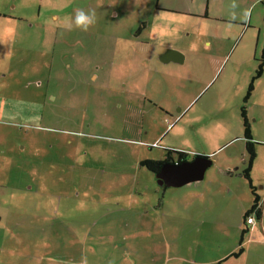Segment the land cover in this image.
Wrapping results in <instances>:
<instances>
[{"label":"rangeland","instance_id":"rangeland-1","mask_svg":"<svg viewBox=\"0 0 264 264\" xmlns=\"http://www.w3.org/2000/svg\"><path fill=\"white\" fill-rule=\"evenodd\" d=\"M77 9L96 13L87 32L65 26ZM258 37L264 0H0V264H161L156 223L184 264L263 262L242 211L249 188L264 197V144L253 145L259 180L250 186L239 173L248 156L241 106L257 112L246 121L264 138V66L245 102L246 84L220 99L214 70L201 78L192 65L156 66L141 77L133 57L159 56L173 38L187 52L186 41L207 40L191 49L215 60L217 39L223 70L237 60L239 72L257 66ZM147 78L167 80L166 108L133 88ZM214 112L230 121L212 124ZM168 148L211 152L214 162L198 181L159 186L138 162ZM144 196L158 203L144 210L147 229L126 201Z\"/></svg>","mask_w":264,"mask_h":264},{"label":"crops","instance_id":"crops-1","mask_svg":"<svg viewBox=\"0 0 264 264\" xmlns=\"http://www.w3.org/2000/svg\"><path fill=\"white\" fill-rule=\"evenodd\" d=\"M222 19H223V17L220 20H222ZM258 33H259V30H258ZM259 40H261V39L258 37L256 39V42H255V51L257 50V46H258ZM169 41L171 43L170 44L167 43L166 48L167 47L168 48L171 47L174 50L180 51V53L182 55L181 61H172V59H170L169 61H166V62H160L158 60V54L159 53L153 52L154 49H153V51H150V49H149V50H146L145 52H141V51H137L136 50L134 52V54H133V57H135V61H136L135 64H137L136 66H138L137 67V71H140L141 77H143V75H145L144 74L145 70H153L156 66H159L158 70L160 68L162 70L169 68L170 70H173V71L176 72V69H178V68H182V67H184L186 65H190V66L192 65V66H194L195 69H199L201 78H203V75H205V76L206 75H208V76L211 75L213 73V70H214V76L216 75V78L214 79V82H215V80H216V82L219 81L218 82V86L216 87V92H217V95L220 97V99L222 98V96H224L226 94H229V93L231 94L233 92H239L240 90H242V88L244 87L245 84H246V90H247V85L249 84L251 76L254 74V69H256L255 63L251 64V66H248L247 68H243L242 67L240 69V71L238 72V69L240 68V62L239 61L237 62V60H236L232 67L229 66L228 68L223 70L224 67H222V65H221L222 58H220L221 56H217V54L219 53V51L221 49V44L219 43V41H217V39H216L215 60L212 57L208 56L207 53L198 54V53H194L192 51V49H191L193 46H198V45H199V49L200 48H202V49L206 48L208 46V45H206V43L208 42L207 40H205L203 42L201 40H199L201 42H199V41L197 42L194 39L190 40V41H186L185 44H186L187 49L189 50V52H187V50L184 49L180 44H177V45H179V47L172 46L175 43H180L181 40L179 41V40H175V39L171 38ZM261 43L262 44L260 45L259 49L262 47V45L264 43V38H262ZM236 47H237V44H236ZM254 52H253V54H254ZM171 57L176 59L178 56H171ZM152 58L156 59L158 63L157 62L153 63L152 62ZM252 60H253V58H252ZM139 65H140V67H139ZM152 80H154V79L152 78L149 81V78H147L146 80H143L144 83L142 85L141 84L138 85L137 83L134 82L136 86H134L133 88L134 89L136 88L137 90H141V98H142V100H144L146 95L150 94L151 95V101L154 102L153 104L159 105L161 107H165L160 102V97L159 96H160V94H163L166 90L160 89V88L161 87H168L169 84H168V82H166L167 80H163L161 82H157L156 83L157 85H155V84H153L154 82H152ZM197 82H200V80L197 79ZM247 82H248V84H247ZM254 84H255V82H253V84H252L253 85L252 91L255 89V85ZM244 89H245V87H244ZM231 90H232V92H231ZM243 101L246 102V100H243ZM251 105H252V103L250 104V106ZM141 111H143L144 113H147L148 115L152 114L151 113L152 110L151 111H146L145 109H142ZM162 113L164 115L166 114V112H162ZM245 113H246L245 114V118H246V120H248L250 115L254 116V114H256L257 112L255 110H252L250 112L246 111ZM228 120L230 121L229 117H227V116L215 115V112L211 113V121H212L211 123L212 124H214V123L217 124V123H221V122H228ZM249 128H250V125H249ZM250 129H249V132H250V136H251L252 141H254L255 144L256 143L264 144V138L256 137L255 134L251 133L252 130H250ZM158 137H159V135H158ZM151 143H153V142H151ZM244 149H245V147H244ZM177 151H182V150H173L172 151L171 149L168 148V152L169 153L166 151L165 154H161L159 157L153 158V160H158V161H162L163 162L164 159L162 158L163 157L162 155H164V156L166 155L167 156V153H168L170 155L169 157H172V158H174L176 160V161L175 160H171L169 163L182 161L183 159L177 161L178 160L177 156L179 157V155H180ZM254 152L256 154L257 148H255ZM182 153L184 154V156L182 154L180 156L184 157L183 161L191 160L196 154H198V153H194L191 156V153L188 154L185 151H183ZM198 155L199 156H205L206 158L210 159V164L208 165V168L210 167L211 162H214L213 157H215V156L211 155V152H207V155H205V154H198ZM244 157H245V155H244ZM144 159H147V157L142 158L139 162L137 161L138 162V166H142V164L140 162L142 160H144ZM255 163L256 162H255V155H254V157L252 159V166H251V169H250V174H249V177H250V180H251L252 183H253V180L255 178H257L259 180V177H258L259 173H257L255 171ZM163 164H165V163H161V165L159 167L160 170H161V167H162ZM232 167H233L232 165L226 163L222 167V170L225 171L228 174V173L231 172L230 169ZM243 168H244V166H243ZM235 169H238V168H235ZM257 170H258V166H257ZM153 172H154V176H155V174H157V171H153ZM263 174H264V172H263ZM154 178H156V176ZM144 188H147V185H145L144 187L141 186L142 190H144ZM257 193H259V192H257ZM139 194H141V192H139ZM146 198L147 197L144 196V197L139 198V199L138 198L137 199L131 198L130 200H126L128 202H133V203L136 202V205L139 207L138 210H129V211H132L133 213L137 214V222H135V223H136V225L142 226L143 229H147V228H145L146 224L144 223L145 217L151 218V216H147L146 215L144 210L146 208H151L152 213H155L153 211L157 210L156 207H155V203H154L153 199L150 198V199L146 200ZM263 199H264L263 195L260 194V202L257 205H255V208H259L260 209L261 202H263ZM97 200L99 202L100 201H106L105 199H101V200L97 199ZM119 210L120 209H115V210L106 209V212L110 213V214H115L116 216H118V215L121 216L119 212H122V211H119ZM245 212L246 211H244V213ZM244 213L242 211V216L243 217H244ZM243 217H242V221H243ZM152 219H153V217H152ZM122 223H123V221H122ZM256 223L257 222L255 221L253 225H251V224H244V225H245V229L248 230L250 232V234H251L250 239H249V243L252 240V242H254V243L257 242L258 244H261V243H264V238H262L260 236L259 229H258V226H257ZM154 227H156L155 231H157L158 234H160L161 241H159L157 243V244L161 245L160 251L164 247L163 251H161V253L163 255V259H162L163 262H161V264H167V262H169L172 259L176 260L175 263H173V264H184V262H185L184 259L185 258H183V256L175 255V254H173V252L170 253V250L168 249V245H167L168 243L164 239L165 236H164V234H163V232L161 230L162 229L161 225L159 223H156ZM146 234H147V232H146ZM242 251H244L243 247H242ZM215 262H217V261H215ZM215 262H213V263H215ZM263 262H256V264H263ZM210 263H212V262H210ZM170 264H172V263H170ZM206 264H209V263H206Z\"/></svg>","mask_w":264,"mask_h":264},{"label":"trees","instance_id":"trees-1","mask_svg":"<svg viewBox=\"0 0 264 264\" xmlns=\"http://www.w3.org/2000/svg\"><path fill=\"white\" fill-rule=\"evenodd\" d=\"M260 53L261 54H260L259 58L257 59L256 69H254V74L252 75V78H251L249 84L247 85V90H246V95H245V99L244 100L248 99V97H249V95H250V93L252 91V87H253L252 84L254 82V79H256L258 76H260L261 71L263 69V66H264V43H263V45L261 47V52ZM240 116L242 117V122H243V126H244L243 136L245 138L244 139L245 140V144H244L245 152L247 151V153H248L247 158L244 160V168H242L240 174L242 175L243 178H245L249 182V185L252 186V184H251L252 182L250 180L249 174H250V169H251V166H252V159H253V157L255 155L254 148H253V145L255 144V142L252 141L251 136H250V132H249L250 128H249V125H248V123L246 121V118H245V108H244V106H241V114H240ZM167 152H168V149H167ZM177 152L180 155L182 154L184 156V154L182 153L183 151H177ZM168 153H167V156H170ZM180 155H179V157L177 156V159L178 160H181V159L184 160V157L180 156ZM140 163L142 165L152 169L153 171H156V170L159 169L162 161L153 160V159H144ZM249 190H250V192L252 194V202L250 204V207L244 213L243 223L244 224L253 225L254 222L256 221L258 229H259V234H260V236L262 238H264V234L262 233V229H261V227L259 225L260 224L259 223V217H260V214H261V210L259 208H255V205H257L260 202V194L257 193L255 188H249ZM156 205H158V203ZM249 216H251V221L250 222L246 221V218L249 217ZM241 230H242L241 231L242 233L240 235V241H241V236H242L243 232L245 231V229L242 228ZM241 251H242V247L240 246L238 248V251L232 253V255L236 256ZM224 259L225 258H223L220 261H223ZM220 261H217L215 263L212 262V263H209V264H217Z\"/></svg>","mask_w":264,"mask_h":264},{"label":"water","instance_id":"water-1","mask_svg":"<svg viewBox=\"0 0 264 264\" xmlns=\"http://www.w3.org/2000/svg\"><path fill=\"white\" fill-rule=\"evenodd\" d=\"M171 56H178L176 59ZM181 53L178 50H174L171 47L165 49L159 56L158 60L166 62L172 59V61H181ZM210 164V159L205 156H199L196 154L191 160L165 163L162 165L160 173L155 174L157 185H167L171 187H177L189 182L200 180L203 177L206 168ZM261 214L259 217L260 227L264 234V199L260 206Z\"/></svg>","mask_w":264,"mask_h":264},{"label":"clouds","instance_id":"clouds-1","mask_svg":"<svg viewBox=\"0 0 264 264\" xmlns=\"http://www.w3.org/2000/svg\"><path fill=\"white\" fill-rule=\"evenodd\" d=\"M235 7V5H233ZM247 15V14H246ZM97 22L95 11H85L84 9H77L71 22L66 24L68 30L73 28L87 32Z\"/></svg>","mask_w":264,"mask_h":264},{"label":"flooded vegetation","instance_id":"flooded-vegetation-1","mask_svg":"<svg viewBox=\"0 0 264 264\" xmlns=\"http://www.w3.org/2000/svg\"><path fill=\"white\" fill-rule=\"evenodd\" d=\"M167 48H168V47H167ZM163 159H164V160H163L162 163H169L173 158H172V157H169V156H165ZM173 160H175V159H173ZM175 161H176V160H175ZM177 161H179V160H177ZM156 171H157V173H160V172H159L160 169H158V170H156ZM160 186H162V184H161Z\"/></svg>","mask_w":264,"mask_h":264},{"label":"built area","instance_id":"built-area-1","mask_svg":"<svg viewBox=\"0 0 264 264\" xmlns=\"http://www.w3.org/2000/svg\"><path fill=\"white\" fill-rule=\"evenodd\" d=\"M246 221L250 222L251 221V216L247 217Z\"/></svg>","mask_w":264,"mask_h":264}]
</instances>
